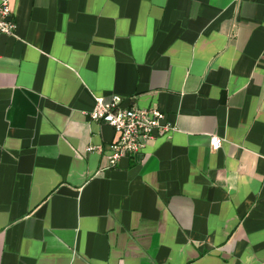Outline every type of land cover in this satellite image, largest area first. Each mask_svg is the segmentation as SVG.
I'll return each instance as SVG.
<instances>
[{
  "label": "crops",
  "instance_id": "0c3cea01",
  "mask_svg": "<svg viewBox=\"0 0 264 264\" xmlns=\"http://www.w3.org/2000/svg\"><path fill=\"white\" fill-rule=\"evenodd\" d=\"M10 4L0 264H264V0ZM114 95L172 127L139 162L88 117Z\"/></svg>",
  "mask_w": 264,
  "mask_h": 264
},
{
  "label": "built area",
  "instance_id": "2783aa9c",
  "mask_svg": "<svg viewBox=\"0 0 264 264\" xmlns=\"http://www.w3.org/2000/svg\"><path fill=\"white\" fill-rule=\"evenodd\" d=\"M10 3L11 0H0V35H12L16 29ZM121 102L118 95L106 100L98 96L88 113L89 119L107 123L114 130L115 137L108 144L106 156L110 166L116 165L123 157L139 162L147 142L172 129L170 124L164 123L165 116L160 110L123 106ZM211 139V149L217 150L222 139Z\"/></svg>",
  "mask_w": 264,
  "mask_h": 264
}]
</instances>
